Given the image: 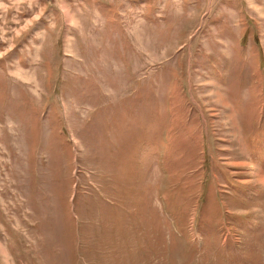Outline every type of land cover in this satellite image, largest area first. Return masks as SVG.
Listing matches in <instances>:
<instances>
[{
    "label": "rangeland",
    "instance_id": "rangeland-1",
    "mask_svg": "<svg viewBox=\"0 0 264 264\" xmlns=\"http://www.w3.org/2000/svg\"><path fill=\"white\" fill-rule=\"evenodd\" d=\"M0 264H264V0H0Z\"/></svg>",
    "mask_w": 264,
    "mask_h": 264
},
{
    "label": "bare ground",
    "instance_id": "bare-ground-1",
    "mask_svg": "<svg viewBox=\"0 0 264 264\" xmlns=\"http://www.w3.org/2000/svg\"><path fill=\"white\" fill-rule=\"evenodd\" d=\"M257 179L260 181H262L263 179H262V176H261V174H258V176H257ZM5 252V251H4Z\"/></svg>",
    "mask_w": 264,
    "mask_h": 264
}]
</instances>
